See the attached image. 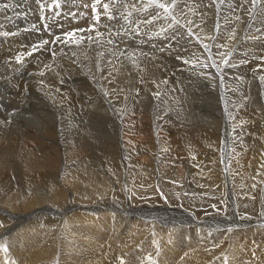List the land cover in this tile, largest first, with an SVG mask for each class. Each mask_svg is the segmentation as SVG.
I'll use <instances>...</instances> for the list:
<instances>
[{
  "label": "bare ground",
  "instance_id": "bare-ground-1",
  "mask_svg": "<svg viewBox=\"0 0 264 264\" xmlns=\"http://www.w3.org/2000/svg\"><path fill=\"white\" fill-rule=\"evenodd\" d=\"M88 1L74 0L76 11L69 10L67 14L63 11L64 16L59 19L72 29L89 25L92 17H88L83 4ZM46 2L40 0L45 8L37 11L32 0H0V95L15 109L7 111L0 107V264H221L226 259L229 264H264V134L256 142L245 136L236 138L233 127L234 136L228 140L229 126L221 100L224 94L230 96L225 75L234 72L235 81H227L229 87L241 94L239 101L229 98L234 115L238 114L234 126L245 121L249 130L248 116L256 118L257 125H264L259 82L249 81V77L261 78L255 68L264 60L261 37L251 38L254 31L250 25L243 29L245 53L242 52L247 61L237 55L209 58L207 49L200 46L204 49L203 55V51L200 53L186 43L187 51L179 49L175 55L194 51L199 61L196 66L185 64L184 70L199 83L198 87L191 85L184 96L177 98L170 89L173 80L163 70V62L155 57L156 52L148 53L149 46L145 44L142 50L148 55H140L142 62L140 56L130 59L132 65L127 56L131 53L130 47H127L129 52L124 51L123 36L118 35L121 44L108 48L112 63L109 65L112 67L111 87L117 88L115 96V89L111 91L117 101L115 104L120 106L121 102H127L128 113L136 111L137 115L138 110L149 117L150 113L153 117L171 116L163 118L165 122L157 120L154 124L149 121L151 118H143L146 122L137 129L132 124L123 126L118 115L116 119L108 117L112 112L108 105L94 101L89 94L93 89L81 86L79 89L87 94L82 101L77 94H70L66 101V109L77 115L71 114V119L62 122L56 121L43 98L45 90L54 93V79L44 70L30 72V59L44 56L43 52H35L32 58L27 55L35 44L56 39L61 33L58 31L55 37L49 38L42 28H34L41 19H51L46 22L55 19L54 14L45 11ZM230 2L233 5L236 1L224 0L223 5L230 7ZM243 7L244 12H249L245 18L251 17L254 10L263 13H256L254 17V24L258 26L257 20L264 19V5L253 7L250 0L244 2ZM185 8L193 11L196 7L191 3ZM211 13L207 14L210 24L200 29L202 33L196 31L197 23L191 16L179 15L177 19L182 20L184 26L178 31L187 36L191 30L199 38L198 45L204 43L213 47L220 42L222 47L229 48V40L215 34L210 26L220 28L228 22L224 24L223 18L214 19ZM228 15L234 18V13ZM189 20L193 21L191 25ZM10 21L21 24L8 29ZM114 26L117 33L118 25ZM17 27L29 33H17ZM39 30L43 32L39 34ZM137 40L135 42L140 43ZM113 41L118 42V39ZM240 45L241 42L239 50ZM117 47L123 54L115 51ZM82 51L76 50V56L86 55L85 63L65 67L84 73L83 78L90 87L88 82L96 74L97 55L101 51L97 47L89 49V53ZM18 55H23L19 64L16 63ZM72 56L77 59L74 53L68 54L63 64L69 63ZM188 57L186 60L192 58ZM24 80L32 82L33 86L22 87ZM22 88L30 99L33 96L41 103L31 101L29 108L18 105ZM156 93L159 98L161 93L168 94L158 102ZM153 99L157 101V114L155 108L153 111ZM84 106L91 107L98 118L90 115V119L82 120L79 114L82 110L77 108ZM247 107L248 112L254 113H249L248 118L241 112H246ZM29 150L38 158L37 169L34 162H26L29 157L23 153Z\"/></svg>",
  "mask_w": 264,
  "mask_h": 264
},
{
  "label": "rangeland",
  "instance_id": "rangeland-1",
  "mask_svg": "<svg viewBox=\"0 0 264 264\" xmlns=\"http://www.w3.org/2000/svg\"><path fill=\"white\" fill-rule=\"evenodd\" d=\"M49 1H51L50 3H49ZM67 1V2H66ZM181 1V2H180ZM224 1V0H223ZM232 1H236L235 3H233V5L231 4L232 2H230V7L228 6V7H226V6H224L223 5V3H221L220 2V0H217V2H213L212 0H203V2H201V0H190V1H182V0H179V4H180V6L183 8V10H185V11H183V13L186 15V16H191L190 18H193V21H196V31L197 32H199V33H202V31L200 30V29H203L206 25H208V24H210V18H209V16L207 15V14H209V13H211V15L212 16H214V19H219V18H223L222 20H223V22H224V24H226L227 22V25H224V26H222V27H220V28H215L214 26H212V24L210 25L211 26V29H212V31L215 33V34H217L218 36H221L222 38H227L228 40H229V42H228V44H229V48H226V47H222L221 46V43L219 42L217 45H214L216 48H214V46L212 47L211 45H208V47L209 48H207V56L209 57V58H219L220 56H222L221 54H226L227 53V57H230V58H232L233 57V55H237L238 57H244V59H243V61H247V59L248 58H246L245 56H244V54H243V52H244V48H242V45H243V42H244V40H245V38H243V37H241L242 35H243V33H244V28L245 27H248V25H250V27H251V29L254 31V34H250L251 35V38L252 37H254L255 35L256 36H259V37H261V42L264 44V26H262V25H264V19H260V20H257V22H258V26H255L256 24H254V23H256V21L254 22L253 20L255 19L254 17H255V15H256V13H258V14H260V15H263V13H261V12H258V11H256V10H254V11H252V16L251 17H246L245 18V15L247 16V14L249 13H247V12H244L243 11V3L244 2H247V1H250V0H232ZM53 2V3H52ZM55 1L54 0H47V2H46V10L45 11H48V12H50V13H52V15L55 17V19L53 20V21H51V22H46V21H49V20H51V19H41L40 21H39V23H37V27H34L35 29L36 28H38V27H40V28H42V30L44 31V33L49 37V38H53V37H55L54 35H56V33L58 32V31H61V33L58 35L59 37H61L62 39H67V37H64V34L65 33H68V32H75V37L74 38H76V39H78L77 41H78V43H68V44H65V43H62V44H60L59 42L58 43H56L57 45H55V44H52V41L53 40H55V39H53V40H47V41H49V43L48 44H46V45H43V47H39L38 48V50L37 51H35V52H38V51H42L43 52V54H44V56H41V57H35V56H33V59H30V62H31V69H30V72L31 73H38L37 72V70H40V71H42V70H44L45 71V73H47V74H49L50 75V77L52 78V80H53V85H55L56 86V88H55V90H54V93L52 94L51 92H50V89L48 90V93H47V91L45 90V92H44V100H45V106L47 107V109L50 111V113L51 112H53L54 114H55V116H56V121H62V122H65V120H67V119H71L72 118V115L74 114L75 116L77 115V114H75V113H73V112H71L70 113V111L69 110H67L66 109V107L68 106L67 104H66V101H68V99H69V97L71 96L70 94H77V95H79L80 96V101H82V99L84 98V95H87L84 91H82V90H80L79 88L82 86V88H89V89H93V90H91V91H89V94L90 95H92L93 97H94V101H98V104H105L107 107H110L108 110H109V112L110 111H112V112H110V114L108 113V117H113L114 119H116V115H118L119 117H120V119H121V124H123V126H126V125H128V124H132L133 125V127H135V129H137L138 127H139V125L140 124H142V123H145L146 122V120L145 119H143V118H146V117H148V119L149 118H151V119H149V121L152 123V124H154L155 123V121H159V122H165V120L163 119V118H167V117H169V116H171L170 114H164L162 117H158V116H156V115H154V117L152 116L153 114L152 113H150V117H149V115L148 114H142L141 113V111H138L137 110V112H140V114L139 115H137V113H136V111H135V113H128L129 112V110H130V107H128L129 105H127V102H121L120 103V106H118L119 104H115V103H117V101H116V99L114 98V96H115V94H116V91H117V88H113V87H111L112 85V74H111V71H112V63H110L109 61H110V53H111V51H109L108 50V48L111 46V44H109L108 43V41L109 40H117L118 39V42L116 41V45L118 44V43H120V41H119V38L121 37L122 38V36H123V41H128L127 43L128 44H130L131 45V47H130V49L129 50H131V56L129 55V53L127 54V56H128V58H129V60L130 59H132V60H134V58L135 59H137V57L138 56H140V54H139V52H134L133 50L134 49H136V48H140V49H142V47L143 46H145V44H147L148 46H149V51H148V53H151L150 51H153V52H156V55H155V57L157 56V58H159L162 62H163V70L164 71H166V73L168 74V78L170 77L173 81L170 83V84H172V88H170V89H172V90H174V92L176 93V95H177V98H180V96L182 95V96H184V93H187L188 92V89L191 87V85H192V87H198V83L199 82H197V81H195V80H197V79H195L196 77H194V76H190L189 74H188V72L187 71H185L184 69L186 68V66H185V64L184 63H182L180 60H178V59H176V55H175V52L176 51H178L179 49H185L186 48V43H188V45H190V48H195V50H197V51H199L200 53H201V51H203L202 53H203V55L205 54V52H204V49L202 48L201 49V45H198V44H196V42H198L199 41V38H197L198 36H193V37H189L188 38V36H185V35H183L182 36V38H180L179 39V42H177V40H175V39H159V40H153V41H150V42H148V43H144V45L143 44H141V43H137V42H135L137 39L140 41L141 40V38H139V37H135L133 40H129V38H128V36L127 35H124V32H125V29L124 28H122L121 26L122 25H126V21L125 20H123V19H121L120 21H119V23H116L117 21H108L107 19H106V17H104L101 13H103V7H102V4L101 5H98L97 7H98V12L101 14V23H96L95 22V20L93 19V17H92V4L94 3V0H89L88 1V3L87 2H85V3H83L84 4V8H86V14L88 15V17L90 16V18H91V20H90V24L89 25H83V27H81L80 29H84L85 31H83V32H78V31H75V30H78V28L77 29H72V28H70L69 27V25H67L66 24V22H64L63 20H61V19H59V16L60 17H63L64 16V13H63V11L67 14V13H70V11L69 10H75V9H77V8H75V7H77V6H75V2H74V0H59V3H60V7L59 8H57L56 6H55V3H54ZM65 2H66V4H65ZM91 4H90V3ZM102 2H107V0H102ZM131 2H132V0H131ZM131 2H130V0H128V3L129 4H131ZM211 2V3H210ZM261 2V3H260ZM260 2H258L256 5H260V6H263L264 5V0H260ZM52 3V4H51ZM72 3V4H71ZM193 4L194 5V7H196L195 9L193 8V11H189V9H187V8H185L187 5H189V4ZM200 5H199V4ZM262 3H263V5H262ZM32 4L34 5V8L35 9H37V11H41L42 9H44L45 7L43 6V8L41 7L40 8V5H42L41 3H39L38 4V2H37V0H32ZM85 5H87V7H85ZM68 6V7H67ZM72 6V7H71ZM200 6V7H199ZM117 7H119L120 8V11L121 12H124L125 11V9L121 6V5H117ZM206 7V8H205ZM220 7V8H219ZM225 7V8H224ZM40 8V9H39ZM64 8V9H63ZM89 8H91L90 10H89ZM212 8V9H211ZM80 9H83V6L82 5H80ZM230 9V10H229ZM88 10V11H87ZM100 10V11H99ZM128 11H133V13H134V15H136V16H139V13L135 10V9H132V8H129V9H127ZM206 10V11H205ZM225 12H224V11ZM76 11V10H75ZM215 11V12H214ZM230 11V12H229ZM237 11V12H236ZM190 12H191V15H190ZM195 12H197V15L195 14ZM236 12V13H235ZM223 13V14H222ZM227 13V14H226ZM228 13H234V18L233 19H230V17H228L229 15H228ZM60 14V15H59ZM91 14V15H90ZM193 14V15H192ZM206 14V15H205ZM225 14V15H224ZM62 15V16H61ZM202 15V16H201ZM188 16V17H189ZM200 16V17H199ZM204 16V17H203ZM206 16H208V17H206ZM199 17V18H198ZM57 18V19H56ZM197 18V19H196ZM208 18V19H207ZM239 18V19H238ZM80 19H82V17L80 18ZM207 21H206V20ZM226 19V20H225ZM238 19V20H237ZM38 20H39V16H38ZM200 20V21H199ZM209 20V21H208ZM241 20H242V22H243V24L241 23ZM57 21V22H56ZM198 21H199V26H198ZM247 21V22H246ZM260 21H261V23H260ZM61 23L62 25H60L59 23ZM115 22V23H114ZM246 22V23H245ZM16 23V24H15ZM108 23L109 24H111V25H113L112 26V28H111V30H109V28L107 27V25H108ZM168 23H171V19L170 20H168V21H163V19H161V20H159V21H157L156 22V24L154 25V26H151L152 27V30L151 31H149L148 32V35H154V33L155 32H159L160 31V25H164L165 27L167 26V24ZM18 24H21L20 22L19 23H17V22H15V21H10V22H8V29H10L11 27H16ZM120 24H122V25H120ZM179 24L180 25H183V21L181 20H179ZM231 24V25H230ZM114 25H118L117 27H118V30L119 29H121V30H119L120 31V33H122V34H120V37L116 34V32H115V30H114ZM56 26V27H55ZM88 26V27H87ZM184 26V25H183ZM48 27V28H47ZM87 27V28H86ZM90 27H92V28H94V30L92 31V32H89V31H87V29H89ZM131 27L132 28H135V24H133V25H131ZM145 28H148L149 26H147V25H145L144 26ZM154 27V28H153ZM240 27H243L242 28V30H239L238 28H240ZM33 28V30H35ZM56 28V29H55ZM235 29V33H231V29ZM50 29V30H49ZM174 29H176V30H174ZM179 29H182V28H179ZM199 29V30H198ZM217 29V30H216ZM220 29H222V30H220ZM42 30H39L40 32H39V34H41V32H43ZM55 30V31H54ZM178 29H177V27H176V25H174L173 26V30H170L169 31V33H167V35H168V37H171L172 36V34H173V31H177ZM248 30V29H247ZM257 30V31H256ZM19 31V32H18ZM54 31V32H53ZM94 31H95V33H94ZM180 31V30H179ZM222 31H223V33H222ZM237 31V32H236ZM259 31V32H258ZM26 32V33H25ZM48 32V33H47ZM52 32V33H51ZM220 32V33H219ZM231 33V34H225V33ZM17 33H21V34H24V35H26L27 33H29V31L28 30H26V31H23L22 30V28H20V27H17ZM97 33H99L100 35H97ZM113 33V34H112ZM180 33L182 34V32L180 31ZM219 33V34H218ZM223 35H222V34ZM256 33V34H255ZM79 35H81V36H79ZM52 36V37H51ZM85 36V37H84ZM88 36L89 37H92L93 39L92 40H90V39H88ZM238 36V37H237ZM81 37H83V40L81 41ZM194 37H195V39H194ZM231 37V38H230ZM102 38V39H101ZM137 38V39H136ZM145 39H146V37H144ZM263 38V39H262ZM105 39V40H104ZM205 39H207V36H205ZM253 39V38H252ZM252 39H249L248 41L249 42H251V40ZM137 40V41H138ZM188 40H189V42H188ZM204 40V39H203ZM263 40V41H262ZM93 41H96V42H93ZM103 41V42H102ZM134 41V42H133ZM187 41V42H186ZM104 43L103 45L104 46H106V48L102 45V43ZM152 42V43H151ZM154 42V43H153ZM162 42V43H161ZM241 42V45H240V49L241 50H239L238 49V43H240ZM94 43H96V44H94ZM233 43V44H232ZM78 45V44H80V45H78V46H76V45ZM101 44V45H100ZM121 44V43H120ZM125 44V43H124ZM152 44H156L157 45V49L156 48H153L152 47ZM196 44V45H195ZM39 44H35L34 46H38ZM54 45V46H53ZM142 45V46H141ZM160 45H167V48H166V51L165 52H163V54L164 55H166L167 57H165L163 54H158L159 53V51H158V47L160 46ZM191 45H193V46H191ZM57 46V47H56ZM66 46V47H65ZM179 47V48H177V47ZM184 46V47H183ZM221 46V47H220ZM237 46V47H236ZM51 47V48H50ZM52 47H54V48H52ZM62 47H64V48H62ZM82 47V48H81ZM87 47V48H86ZM95 48V47H97L98 48V51L100 50L101 52H99V54L97 55V58H98V65H99V67H98V65L96 66V74H94V77H95V79H94V77L88 82L91 86L89 87V86H87L86 85V82H85V80H84V78L83 77H85L84 76V73H81L79 70H74V69H68V68H66L65 67V65L66 66H69L70 67V65L72 66V67H74L73 65H78L79 63H85L86 61H87V59L88 58H86L87 56L86 55H82V56H80V57H77L76 56V54L78 53V52H76V50H78L79 51V49H81V50H83L82 52H84V53H89V49L91 50L92 48ZM170 47V48H169ZM199 47V48H198ZM214 48L215 50H213L212 48ZM42 48V49H41ZM58 48V49H57ZM86 48V49H85ZM103 48V49H102ZM105 48V49H104ZM212 50H211V49ZM0 49H1V46H0ZM127 51L128 50V48L127 47H125V49H124V51ZM129 50L127 51V52H129ZM170 50V51H169ZM173 50V51H172ZM220 50V51H219ZM242 50H243V52H242ZM69 51V52H68ZM105 51V52H104ZM210 51H212V52H210ZM219 51V52H218ZM228 51H230V54H229V52ZM240 51V52H239ZM34 52V53H35ZM55 52V53H54ZM76 52V53H75ZM194 52V51H193ZM216 52V53H215ZM234 52V53H233ZM21 54H23V52H20ZM33 53V54H34ZM73 53H74V55H75V57L77 58V59H75L73 56L69 59V63H67V64H63L64 63V61H65V59H66V55H68V54H72L73 55ZM103 53H105V54H103V55H105V56H103L102 54ZM135 53H137V55L135 54ZM213 53V54H212ZM245 53V52H244ZM32 54V55H33ZM151 54H154V53H151ZM210 54V55H209ZM218 54V55H217ZM229 54V55H228ZM63 55H64V57H63ZM101 55V56H100ZM188 55L189 56H191V53H189V52H186V55H180V56H182L183 58H184V60H186L187 58H189L188 57ZM214 55H217L216 57L214 56ZM170 56V57H169ZM212 56V57H211ZM226 57V56H225ZM226 57V58H227ZM27 58V57H26ZM25 58V59H26ZM30 58H32V56H30ZM36 58V59H35ZM41 58V59H40ZM80 58V59H79ZM85 58V59H84ZM108 59V60H106V59ZM246 58V59H245ZM39 60V61H38ZM35 61V62H34ZM101 61V62H100ZM105 61V62H104ZM140 61L142 62V57L140 56ZM167 63H166V62ZM37 62V63H36ZM56 62V63H55ZM130 62H131V64H132V61L130 60ZM172 62V63H171ZM235 62H239L240 64H243L242 62H240V61H235ZM104 63H105V65H104ZM107 63H110V64H108L107 65ZM136 63V65H139V62L138 61H136L135 62ZM171 63V64H170ZM175 63V64H174ZM173 64V65H172ZM197 64V63H196ZM109 65H111V66H109ZM133 65V64H132ZM252 65L254 66V64L252 63ZM63 68H62V67ZM104 66H106V67H104ZM107 66H109V68H108V70H107ZM172 66V67H171ZM179 66V67H178ZM33 67V68H32ZM35 67V68H34ZM55 67V68H54ZM104 68V70H103V68ZM178 67V68H177ZM46 68V69H45ZM111 68V69H110ZM171 68V69H170ZM180 68V69H179ZM188 68V67H187ZM259 72H260V77L261 78H259L258 79V76H255L254 78L252 77V78H250L249 77V81L250 82H253V83H255V82H259V88H260V90H259V94L261 95V99H262V102H263V104H264V60H262V61H260V63L258 62L257 64H256V67H255ZM189 69V68H188ZM32 70V71H31ZM100 70L103 72V75H102V72H100ZM111 70V71H110ZM57 71V72H56ZM105 71H106V73H105ZM107 71H109V72H107ZM169 71H171V72H169ZM254 71V70H253ZM63 72V73H62ZM76 72H78V73H76ZM80 72V73H79ZM99 72V73H98ZM250 72L251 71H249L248 72V74H250ZM51 73V74H50ZM101 73V74H100ZM108 73V76H105L106 74ZM233 73L234 72H231L230 74L231 75H229V73H226V75H225V77H226V80L228 81V79L229 80H231V79H233L232 81H235V79H234V75H233ZM254 73V72H253ZM64 74V75H63ZM255 74V73H254ZM59 75V78H57V76ZM61 75V76H60ZM68 75V76H67ZM81 75V76H80ZM189 75V76H188ZM56 76V77H55ZM100 77H101V79H100ZM107 77H109L108 79H107ZM230 77V78H229ZM55 78H57V80L55 79ZM60 78H64V79H61V81H60ZM96 78H97V80H96ZM67 79V82L66 81H64V80H66ZM98 79H100V80H98ZM256 79V80H255ZM56 80V81H55ZM59 80V81H58ZM103 80H104V82H103ZM252 80V81H251ZM261 80V81H260ZM0 81H1V78H0ZM58 81V82H57ZM225 82V85H227V91H228V94L230 95L229 97H227V96H225V94H224V97L222 96L221 97V100H222V106L224 107V109H226V115H227V122H228V128H229V132H227L228 133V140H229V138L230 137H232V136H234V131H233V127L235 128V131H236V134H235V136L234 137H241V138H244V136L247 138H249V140H254L255 142H256V140L257 139H259L258 137L260 136V135H263L264 134V125L263 124H260V125H257V123L259 124V122L257 121V119L256 118H251L250 116H248L249 115V113H252V115L254 114L253 112H248V107H247V110H246V112L244 111H241L242 113H244V115L248 118V126H249V130H248V128H247V122H245V121H240V122H238V124L236 125L237 127H239V128H237V127H235L234 125V120H235V118H236V116L238 115H234V109H233V105L230 103V100H229V98L231 99V100H235V101H239L240 99H241V94L238 92V91H236L234 88H232V87H229V85H228V82ZM71 82V83H70ZM98 82V83H97ZM100 82V83H99ZM108 82H110V84L108 83ZM262 82V83H261ZM76 83V84H75ZM95 83H96V85H95ZM103 85H102V84ZM27 85V87H28V89H29V85H32L33 86V84H32V82H30V81H27V80H24L23 81V85H22V87H24V86H26ZM67 85V86H66ZM97 85H98V88H97ZM99 85H102V87L101 86H99ZM109 85V86H108ZM78 86V87H77ZM58 87V88H57ZM63 87V88H62ZM99 87H101V91H100V88ZM108 87V88H107ZM111 87V88H110ZM200 87V86H199ZM32 88V87H31ZM59 88H62V89H59ZM103 88V89H102ZM104 88H106L107 90H105ZM112 89V90H111ZM115 89V90H114ZM186 89V90H185ZM248 89H250V88H248V83H247V87H246V90H248ZM254 89H255V87H254ZM65 90V91H64ZM74 90H77V93L74 91ZM99 90V91H98ZM114 90V92H111V91H113ZM245 90V91H246ZM23 91V92H22ZM22 91H21V97H20V99H19V101H18V105H20V106H22V107H24V108H29V103L31 102V103H35V101L37 102V103H41V100H38V99H36L35 97H33V96H31V98L32 99H30V95H28L26 92H25V90L22 88ZM63 91V92H62ZM187 91V92H186ZM254 91V90H253ZM2 92V91H1ZM60 92V93H59ZM70 92V93H69ZM103 92V93H102ZM107 92V93H106ZM102 93V94H101ZM110 93V95H108L107 96V94H109ZM113 93H114V96H113ZM25 94V95H24ZM64 94H66L65 95V97H64ZM167 94L168 93H161L160 94V98L158 99L157 98V101L158 102H162V97L163 96H167ZM257 95L258 97H260V95ZM24 95V96H23ZM28 95V96H27ZM56 95V96H55ZM102 95V96H101ZM162 95V96H161ZM249 96H251V93H249L248 94ZM27 96V97H26ZM49 96V97H48ZM249 96H248V98H249ZM256 96V97H257ZM52 97H54V98H52ZM57 97V98H56ZM58 97H59V99H58ZM110 97V98H109ZM112 97V98H111ZM227 97V98H226ZM240 97V98H239ZM0 103H3V104H0V107L2 108V109H5V110H12V111H15V109H14V107H13V105H11V104H7V103H10V102H7L6 100H4L3 99V97L0 95ZM27 98H29V99H27ZM51 98H52V101L54 102H52L51 101ZM61 98V99H60ZM101 99H102V101H101ZM112 99V100H111ZM115 99V100H114ZM161 99V100H160ZM4 100V101H3ZM63 100V101H62ZM106 100V101H105ZM248 100V99H247ZM26 101V102H25ZM59 101V102H58ZM80 101H79V103H80ZM157 101H154V99H153V101H152V107H153V111L156 109V102ZM7 102V103H6ZM105 102V103H104ZM155 102V103H154ZM113 103V104H112ZM123 104V105H122ZM248 104V103H247ZM12 107H11V106ZM25 105V106H24ZM48 105V106H47ZM55 105V106H54ZM113 105V106H112ZM113 109H112V108ZM120 107V108H119ZM121 107H123L122 109H121ZM128 107V108H127ZM65 108V109H64ZM96 108V107H95ZM119 108V109H118ZM127 108V109H126ZM155 108V109H154ZM18 109V108H17ZM17 109H16V111H17ZM78 110H82V112L80 113L79 112V114H80V117H82V120H84V119H90V115L93 117V118H98L97 116H95V111L94 110H92V108L91 107H87V106H84V107H81V108H77ZM97 109V108H96ZM116 109L118 110V111H116ZM121 109V110H120ZM126 110H128V111H126ZM57 111V112H56ZM67 113H66V112ZM84 111V112H83ZM90 111V112H89ZM92 111V112H91ZM113 111H115V112H113ZM159 111V110H155L154 112L157 114V112ZM122 112H125V114L124 113H122ZM230 112V115L229 114H227V113H229ZM69 113V114H68ZM92 113V114H91ZM120 113V114H119ZM127 113V114H126ZM241 113V114H242ZM247 113V114H246ZM72 114V115H71ZM115 114V115H114ZM136 114V115H135ZM62 115V116H61ZM68 115V116H67ZM130 115L133 117V116H135V117H133V119H132V117H130ZM142 115V116H141ZM233 115V116H232ZM139 117V119H138V117ZM137 117V118H136ZM263 117H264V113H263ZM126 118V119H125ZM127 118H128V120H127ZM154 118V119H153ZM161 118V119H160ZM62 119V120H61ZM138 119V120H137ZM142 119V120H141ZM160 119V120H159ZM231 119V120H230ZM250 120V121H249ZM129 121V122H128ZM132 121V122H131ZM134 121V122H133ZM143 121V122H142ZM243 122V123H242ZM68 125L69 124H71V123H69V122H66ZM230 124L232 125V126H230ZM246 124V125H245ZM137 126V127H136ZM245 128H247V129H245ZM238 129V130H237ZM242 133V134H241ZM246 133V134H245ZM241 134V135H240ZM247 135V136H246ZM136 138L137 139H139V140H141L142 141V137L140 136V135H137L136 136ZM177 142H179V143H181V140L180 139H177ZM243 146V145H242ZM32 152V153H31ZM28 153V154H27ZM24 155H26V156H28L29 158H27L26 159V162H29V161H32V162H34V166L36 167V169H37V163H39L38 162V158H37V156L35 155V152L33 151V150H29V151H26V152H24L23 153ZM23 154H22V157H23ZM72 155H73V153H72ZM25 159V158H24ZM37 159V160H36ZM37 162V163H36ZM86 162V160L84 159V163ZM85 164H87V162L85 163ZM21 167V166H20ZM169 167V166H168ZM229 262L230 261H228L227 259H226V261L224 262V263H221V264H229Z\"/></svg>",
  "mask_w": 264,
  "mask_h": 264
},
{
  "label": "snow or ice",
  "instance_id": "snow-or-ice-1",
  "mask_svg": "<svg viewBox=\"0 0 264 264\" xmlns=\"http://www.w3.org/2000/svg\"><path fill=\"white\" fill-rule=\"evenodd\" d=\"M38 3H40V0H37ZM203 2V0H201ZM213 2H217V0H213ZM221 3H223V0H220ZM260 2V0H252L253 7L256 6V4ZM103 7V13L102 15L106 17L108 21H119L121 19L125 20L127 23L126 25H122L121 27L125 29L124 35H127L129 40H133L135 37H141L140 43H148L153 40H159V39H175L177 42H179V39L182 38V34L177 30L173 31V34L171 37H168L167 33L170 30H173V26L176 25L177 29L182 28L183 25L179 24V20L177 17L181 14H183V8L179 4V0H132L131 4L128 3V0H107V2H102V0H94V3L92 4V17L95 20L96 23H101V14L98 12V5H101ZM117 5H121L125 11L121 12L120 8L117 7ZM55 6L57 8L60 7L59 0H55ZM87 7V5H85ZM43 8V5H42ZM132 8L135 9L139 16L134 15L133 11H128L127 9ZM165 20L168 21L171 19V23H168L165 27L164 25L160 26V31L155 32L154 35H148V32L152 30L151 26H154L157 21L159 20ZM239 19V18H238ZM189 25L193 23V21H188ZM135 24V28H132L131 25ZM149 26L148 28H145L144 26ZM107 27L109 30H111L112 25L108 24ZM94 28L90 27L87 29V31L91 32ZM75 31L83 32L84 29H78ZM231 32H235V29H231ZM117 35H120V31L117 30ZM3 35H9L8 33H3ZM97 35H100L97 33ZM67 39H62L61 37H57L55 40L52 41L53 44H56L58 42L61 43H78V41L74 38L75 32H68L64 34ZM188 37L195 36V33H193L191 30L187 32ZM146 37V39L144 38ZM83 40V37L80 38ZM90 40H92V37H89ZM214 39V37H213ZM96 42V41H93ZM125 43L126 47H131L127 43V41H122ZM49 41L44 40L41 42L40 45L34 46L32 48V51L28 52L27 55L31 56L35 51L38 50L39 47H43V45L48 44ZM109 44L115 45L116 42L113 40L108 41ZM153 48H157L156 44H152ZM201 47L207 49L208 45L201 43ZM167 45H160L158 47V51L163 53L166 51ZM187 51V49H183ZM115 51H121V54H123V51L120 50L118 47L115 48ZM134 52H139L140 55L147 56L148 53L144 52L140 48H136L133 50ZM132 53H129L131 55ZM221 55H227V54H221ZM191 57L189 60H184V58L180 55L176 56V59L180 60L184 64H192L193 66H196V62L199 61V57L196 56V54L193 52L191 54ZM264 59V58H262ZM23 61V55H18L16 57V63L19 64ZM228 61L225 60V63ZM99 67V65H98ZM157 97L159 96V93L155 94Z\"/></svg>",
  "mask_w": 264,
  "mask_h": 264
}]
</instances>
